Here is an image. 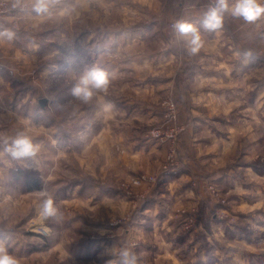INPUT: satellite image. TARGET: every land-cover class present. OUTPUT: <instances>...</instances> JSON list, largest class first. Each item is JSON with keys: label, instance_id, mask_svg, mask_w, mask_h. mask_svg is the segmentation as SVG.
<instances>
[{"label": "rangeland", "instance_id": "obj_1", "mask_svg": "<svg viewBox=\"0 0 264 264\" xmlns=\"http://www.w3.org/2000/svg\"><path fill=\"white\" fill-rule=\"evenodd\" d=\"M9 2L6 15L17 20L5 24L15 36L0 62L8 67L0 140L24 133L36 151L13 158L0 147V240L7 238L8 252L20 264H105L114 259L107 250L118 257L125 247L140 264H264V53L261 98L248 94L230 107L220 99L182 100L181 89L190 92L196 72L208 69L182 51L176 21L153 26L147 2L57 0L42 14L33 0ZM97 68L109 74L108 90L82 103L71 89ZM178 127L173 142L168 134ZM196 141L214 166L188 163L190 149L201 157ZM138 151H151L140 161L153 170L128 167L125 157ZM170 154L175 164L164 170ZM180 169L194 202L150 210ZM143 175L156 179L134 183ZM27 178L40 187L29 191ZM99 187L105 198L94 196ZM48 198L58 218L40 215Z\"/></svg>", "mask_w": 264, "mask_h": 264}, {"label": "crops", "instance_id": "obj_2", "mask_svg": "<svg viewBox=\"0 0 264 264\" xmlns=\"http://www.w3.org/2000/svg\"><path fill=\"white\" fill-rule=\"evenodd\" d=\"M150 1L142 0V4L146 5L147 2L148 5L152 6L151 8L149 7V9L152 14L151 20L153 21V26H155V23L161 21L185 22L194 25L198 29L201 37L202 46L199 52L195 55H191L185 46V37L180 35L179 42L181 43L182 51L185 54L192 56L194 62L196 63V68L200 70L205 68L208 69L207 72L204 70H202V73H199L200 71L196 72L192 81L198 86H195V88L192 87L190 92L181 89L182 100L192 101L194 99H203L207 101H215L220 99L226 101L227 105L230 107L232 102L236 100L238 102H246L248 94H250L251 99L253 100H257V97L258 99L261 98L263 84L262 77L260 75L262 69L261 55L264 53L263 46L261 45V42L264 39V28H262L261 25L264 24V15L259 17L254 22L248 23L243 18L234 17L230 12H226V17L225 19H222L221 25L218 28L209 30L204 28L202 24L204 13L207 11L205 0ZM235 4H232L229 7L231 8ZM9 20L13 21L17 19L13 16L7 15L0 18V32L6 29V21ZM6 44V39H0V62H4L9 55L6 51ZM15 52H18V50H15ZM10 57L12 58V56ZM152 57L153 61L157 58L156 55ZM140 59V62H145L143 61V57ZM205 60H207L206 63ZM20 61L24 63L23 60H18V63H20ZM4 67L7 66L0 63L1 82L4 81ZM257 71H259L258 80ZM248 74H251L250 77H252L253 74L254 77L249 78L252 80H248ZM248 84L253 85V87H250L249 90L247 87ZM204 85H206L207 88L203 87ZM238 109L239 115L241 113L244 115V112L241 111L245 110V106H243L242 109ZM209 142L205 145L208 150L212 149L214 145L213 142ZM194 145H196L193 146L195 152L199 151V153H201V157L206 159L203 160L200 156L197 158L198 154L194 156L192 150L190 149V155L186 154L190 157L188 163H196L197 165H200L201 168H204V170L208 169L210 166H214V160L211 158L209 159V154L206 152V149H204V146L197 141ZM224 150L225 146L223 144V151ZM149 152V155L140 151L134 155L128 154L127 157H125L126 163L129 164L128 167L140 169V167H144L145 165L149 170H153L155 166L151 165L150 162L146 165L142 164L140 161L144 158V156H151V151ZM186 152L189 153L187 146ZM132 158L139 159V162H136L134 167H132V163H130V161L132 162ZM209 161L212 162L210 163ZM118 164V161L114 163V167L116 168ZM183 170L184 169L176 170L170 174L167 181V190H164V193L161 194L163 196H160L159 199H156L154 204L150 205V210L155 211L159 207L169 208L170 206V209H172L194 202V198L192 197V188L188 184L189 175L183 172ZM250 175L255 177L254 179H257V177L262 178L253 172H251ZM96 195L102 198L106 197V195H103L101 187L96 188L94 196ZM164 195L169 198L170 201L168 200V202H164V199H166L164 198ZM4 240L5 242L0 240V243L6 246L7 238H4Z\"/></svg>", "mask_w": 264, "mask_h": 264}, {"label": "clouds", "instance_id": "obj_3", "mask_svg": "<svg viewBox=\"0 0 264 264\" xmlns=\"http://www.w3.org/2000/svg\"><path fill=\"white\" fill-rule=\"evenodd\" d=\"M57 0H33L32 9L38 14L47 13ZM225 12H230L234 17H241L251 23L264 15V0H237L233 7H229L228 0H213L208 10L204 13L203 27L206 29L218 28ZM175 30L185 37V46L191 55L199 52L202 41L198 29L185 22H177ZM15 33L9 29L0 32V39L12 40ZM109 85V74L102 69H92L83 76L71 89V94L82 103H89L93 98H99L100 93H106ZM0 147L13 158L32 156L35 147L31 140L24 134L18 133L16 137H5L0 140ZM40 215L44 219L58 218L59 209L51 198L43 201L39 208ZM114 259L107 260L105 264H140L137 254L130 248H121L118 257L114 248L106 251ZM0 264H20V259L10 254L7 248L0 243Z\"/></svg>", "mask_w": 264, "mask_h": 264}, {"label": "built area", "instance_id": "obj_4", "mask_svg": "<svg viewBox=\"0 0 264 264\" xmlns=\"http://www.w3.org/2000/svg\"><path fill=\"white\" fill-rule=\"evenodd\" d=\"M212 3H213V0H205V6H206L207 10L209 8V5L212 4ZM228 3H229V6H230L232 4L237 3V0H228ZM10 10H12V7L10 6L9 0H0V15H6V13H8ZM225 17H226V12L224 13L223 19H225ZM174 107H175L174 104H171L170 110L172 111V114L169 117H173L174 116V114H175ZM180 130H182V128L178 127V129L176 128V130H174V134L173 133L172 134H168L169 138L173 139V142H175V140L178 137L179 133H181ZM174 150H175V148H172L170 152L174 153ZM174 161H175L174 155L172 156V154H170V156H168V158H167V162L163 166V169L164 170L171 169L174 166V164H175ZM155 179H156V177L155 178H148L147 176L143 175L141 177H137L134 180L135 181L134 183L141 184L144 180L155 181Z\"/></svg>", "mask_w": 264, "mask_h": 264}, {"label": "trees", "instance_id": "obj_5", "mask_svg": "<svg viewBox=\"0 0 264 264\" xmlns=\"http://www.w3.org/2000/svg\"><path fill=\"white\" fill-rule=\"evenodd\" d=\"M258 170V169H257ZM259 171V170H258ZM261 171H259L260 173ZM26 185L28 186L27 189L30 190H34V189H38L40 186L38 184V182L36 180L33 179H29L27 178L25 181Z\"/></svg>", "mask_w": 264, "mask_h": 264}, {"label": "water", "instance_id": "obj_6", "mask_svg": "<svg viewBox=\"0 0 264 264\" xmlns=\"http://www.w3.org/2000/svg\"><path fill=\"white\" fill-rule=\"evenodd\" d=\"M39 103H40L41 107H44V105L46 104V99H40Z\"/></svg>", "mask_w": 264, "mask_h": 264}]
</instances>
